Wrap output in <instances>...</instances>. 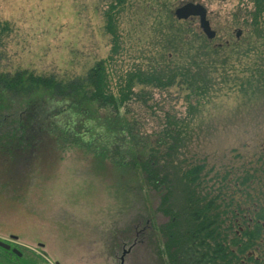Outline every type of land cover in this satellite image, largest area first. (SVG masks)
Wrapping results in <instances>:
<instances>
[{
  "label": "rangeland",
  "instance_id": "obj_1",
  "mask_svg": "<svg viewBox=\"0 0 264 264\" xmlns=\"http://www.w3.org/2000/svg\"><path fill=\"white\" fill-rule=\"evenodd\" d=\"M169 1L172 10L184 2L204 4L217 31L209 40L197 17L174 16L183 33L205 37L226 52L247 47L237 43L249 31L241 12L251 7L247 0ZM107 6L108 0H0V71L28 69L65 78L82 76L106 60L117 83L121 72L158 62L164 40L161 14L135 9L124 13L122 47L115 53L112 37L104 30ZM5 24L9 29L3 31ZM168 31L161 32L165 36ZM232 58L238 60V55ZM251 66L230 63L227 76L221 75L205 97H194L180 85L165 91L145 87L151 94L145 96L147 103L135 101L127 115H140L150 131L166 126L169 115L183 118L182 160H205L208 168L233 178L259 169L256 187H264V91L244 96L240 84L235 86V77L247 78ZM37 105L30 126L37 140L31 145L18 147L8 139L15 133L18 114L14 121L0 122V239L22 252L18 256L0 247V264H157L153 226L168 220L159 208V194L142 190L140 179L133 180L130 172L85 148L59 149L43 119L49 103ZM11 106L22 108L14 101Z\"/></svg>",
  "mask_w": 264,
  "mask_h": 264
},
{
  "label": "trees",
  "instance_id": "obj_2",
  "mask_svg": "<svg viewBox=\"0 0 264 264\" xmlns=\"http://www.w3.org/2000/svg\"><path fill=\"white\" fill-rule=\"evenodd\" d=\"M247 2L251 7L241 12L249 31L237 42L247 47L234 43L240 47L237 53L234 48L226 52L214 47L205 37L183 33L169 0H108L104 30L112 37L115 53L122 47L124 13L135 9L161 14L164 40L158 62L121 72L117 83L112 82L114 72L106 60L96 62L82 76L65 78L28 69L0 71V122L11 121L15 114L19 118L8 138L12 143L15 140L19 147L37 140L30 127L31 112L37 103H49L43 119L59 149L85 148L130 172L133 180L140 179L142 190L159 194V208L168 220L153 226L157 264H264V187H256L259 169L233 178L231 173L208 168L205 160H182L183 118L169 115L166 126L150 131L140 115H127L135 101L147 103L145 96L151 94L144 92L145 87L165 91L180 85L194 97L208 96L232 62H252L247 78L235 77L244 96L264 91V0ZM163 28L169 29L165 36ZM8 29V24L2 27ZM234 55L238 60H233ZM13 101L24 108H13Z\"/></svg>",
  "mask_w": 264,
  "mask_h": 264
},
{
  "label": "water",
  "instance_id": "obj_3",
  "mask_svg": "<svg viewBox=\"0 0 264 264\" xmlns=\"http://www.w3.org/2000/svg\"><path fill=\"white\" fill-rule=\"evenodd\" d=\"M172 13L179 20H187L190 18L197 17L199 19L200 28L203 31V33L206 35V37L209 40H212L216 37L217 31L212 27L211 21L208 16V9L204 4L193 1L184 2L176 6L172 11ZM241 32H242L241 30L237 32V37L240 36ZM14 238L16 239L15 236ZM0 247L4 248L7 251H12L13 253H16L18 256H22V252L17 247H13L12 244L8 243L5 240L0 239ZM121 259L123 262L124 257H122Z\"/></svg>",
  "mask_w": 264,
  "mask_h": 264
}]
</instances>
